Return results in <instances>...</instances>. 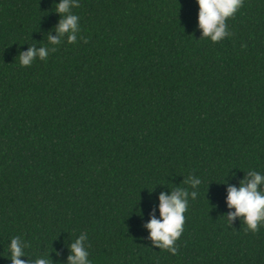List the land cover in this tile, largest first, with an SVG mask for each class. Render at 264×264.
<instances>
[{
	"label": "trees",
	"instance_id": "obj_1",
	"mask_svg": "<svg viewBox=\"0 0 264 264\" xmlns=\"http://www.w3.org/2000/svg\"><path fill=\"white\" fill-rule=\"evenodd\" d=\"M57 2L0 0V264L13 236L27 264H69L82 232L91 264H264V225L227 223L225 199L264 174V0L217 42L197 0H78L76 41L50 45ZM41 46L55 51L20 65ZM179 188L198 195L172 254L144 225Z\"/></svg>",
	"mask_w": 264,
	"mask_h": 264
},
{
	"label": "clouds",
	"instance_id": "obj_2",
	"mask_svg": "<svg viewBox=\"0 0 264 264\" xmlns=\"http://www.w3.org/2000/svg\"><path fill=\"white\" fill-rule=\"evenodd\" d=\"M242 2L243 0H197V22L201 29V36L212 42H217L228 36L230 33L225 23L226 18L232 16L241 7ZM76 7H79L78 0H58L55 3V10L61 14V18L56 26L57 36L49 35L48 37L50 45L59 44L60 38L65 33L68 43L76 41L79 32V17L69 11L70 8ZM52 51L55 49L46 46L29 47L19 54V63L21 66H28L36 58L45 60ZM186 183L192 189H196L201 184V180L199 177L190 176ZM261 184H264V174L250 169L238 186L228 185L226 204L234 211L227 213V223L232 224L234 219L242 218L246 225L245 231L253 233L258 230V226L264 225V189H258V185ZM197 195V191H188L184 188L167 194L164 192L159 194L157 206L159 216H151L144 225L149 230L152 245L159 249H166L172 254L176 253L177 249L174 244L183 231V214L187 210L189 198L195 200ZM86 239V234L82 232L70 244L69 264H91L88 259V248L84 245ZM28 246V242L19 236H13L9 240L7 258H10L11 264H27L20 257L27 255L24 249ZM33 264H51V262L45 255L37 256Z\"/></svg>",
	"mask_w": 264,
	"mask_h": 264
}]
</instances>
